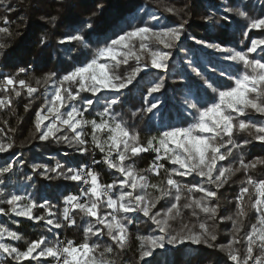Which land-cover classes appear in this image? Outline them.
<instances>
[{
	"label": "snow or ice",
	"instance_id": "snow-or-ice-1",
	"mask_svg": "<svg viewBox=\"0 0 264 264\" xmlns=\"http://www.w3.org/2000/svg\"><path fill=\"white\" fill-rule=\"evenodd\" d=\"M3 2L4 0H0V3ZM102 9L103 5L98 4L97 10ZM166 11L176 14V10L171 7ZM225 11L235 12L246 20L242 33L245 38L252 30H264V13L253 17L248 11L238 7H226ZM56 19L55 16L49 17L50 22ZM151 19L158 21L159 18L153 15ZM204 19L206 22L219 23L218 20L213 21L211 15ZM223 19L227 21L228 17ZM4 23H8L6 18ZM187 24L188 20L184 19L177 26L160 30L144 24L130 31H123V34L110 39L90 57L83 51L73 56L71 54L76 51L72 46L74 43L81 44L84 49L88 47L83 33L84 29H93L89 17L71 25L69 32L57 41L59 45L70 46L67 49L69 58L79 63V66L72 67V70L58 80L54 79L55 73H49L42 79H36V86H33L28 80L19 78L28 71L25 67H20L12 74L0 73V92L5 93L0 97V108L11 106L12 100L8 93L20 96L21 90H25L31 97L39 91L42 83L48 85L53 82L54 90L47 103L35 114L34 126L39 139H57L75 147L81 153H88L90 149L85 129L90 127L92 150L98 149L104 153L103 162L119 174L113 183L102 184L99 174L88 165L67 167L65 170V166L59 162L54 168L33 164V171L47 179L55 178L49 175L55 173L56 177L82 183L86 187L81 189L80 195L65 196L62 220L54 218V206L48 200L38 204L36 200L18 194L7 195L3 202L9 207H0V214H14L36 222L44 221L48 231L53 232V229L75 226L77 219L74 213H78L81 219H87L84 240L77 244L72 240H49L42 235L28 242L23 250L0 242V254L10 258L8 264H116L109 257L114 253L118 255L128 247V225L141 215L151 221L159 234L137 237V264H152L146 258L152 257L158 249L165 250L166 246L178 248L186 244L218 248L224 253L225 264H264V179H255L248 174L257 166H264V157H256L246 162L243 155V149L253 141L264 144V37L252 38L246 50H237L222 43L197 39L196 36L187 37ZM0 33L8 36L12 34L8 27H0ZM182 37L195 41L203 48L221 53L219 59L242 65L243 68L242 71L237 69L229 73L200 52L187 50L184 69L192 75L188 76L187 71L180 73L187 80L183 85L188 89L184 105L186 110H190L189 115L192 117V122L187 127L169 126L167 130L148 137L142 143L139 132L130 130L115 118L113 106L120 103L118 95L104 98L103 110L98 113V120L85 118L84 113L100 103L101 92L121 93L146 69L168 73L169 61L173 57L171 50H183L180 44ZM40 43L46 45L47 37L42 36ZM150 44L163 47H152ZM8 47L6 41L0 42V57H4ZM257 52L260 53L258 57L250 55ZM81 56L84 57L83 61L80 60ZM130 60L135 61V66L127 75L120 73V66L127 65ZM210 74L227 77L232 83L227 87L214 86L217 82L211 79ZM164 87L165 81L160 77L148 82L146 96L153 97V102L142 111L153 113L159 108L161 101L153 94L160 93ZM209 90L214 95L206 100ZM81 93H91L96 99L81 97ZM77 102L80 107H77ZM251 113H255L260 119L254 120ZM59 133L65 134L58 135ZM237 133H245L247 138H241L242 143H239L234 139ZM12 148L11 141H0V153H6ZM234 150L238 152L234 157L238 166L229 164L217 167L218 162L233 157ZM148 151L156 154L148 169L137 170L133 165L125 164V161ZM162 161H167L173 167L165 168ZM93 163L98 164L101 161L93 160ZM12 167V164L6 163L0 168V176L10 173ZM162 170L164 179L151 182L148 174L159 177ZM239 172L245 173V179L241 181L235 197V212L232 215L219 216L220 205L218 202L214 203L218 201L217 190ZM193 174L200 181L185 184L176 179ZM3 183L0 180V184ZM117 189L119 191L114 198L113 193ZM5 196V192L0 189V197ZM162 200L167 204L165 210L153 211ZM182 200L184 203H181ZM102 206L107 211H102ZM37 208L44 209L45 214H34V209ZM185 209L191 210L192 217L196 218L195 223L183 222ZM249 209L256 214L255 222L241 237ZM177 220L181 221L179 228L173 227V222ZM220 222H231L232 234L226 244L217 245L216 225ZM103 236H107L112 243L102 247L99 240ZM5 238L14 241L23 239L18 232L0 224V241ZM242 242L243 254L238 247Z\"/></svg>",
	"mask_w": 264,
	"mask_h": 264
},
{
	"label": "trees",
	"instance_id": "trees-1",
	"mask_svg": "<svg viewBox=\"0 0 264 264\" xmlns=\"http://www.w3.org/2000/svg\"><path fill=\"white\" fill-rule=\"evenodd\" d=\"M222 0H4L0 3V27H8L11 36L0 33V42L6 41L9 47L5 51L4 57H0V73L12 74L20 67H25L28 71L19 78H23L35 85L36 79H42L49 73H55L58 80L72 67L79 66V63L70 59L67 49L70 46L59 45L57 41L69 32L70 26L78 24L91 17L93 29H84V35L87 49L81 44L74 43L76 51L71 55L77 56L82 51L89 57L99 48L105 46L110 39H115L117 35L123 34V31H130L137 26H143L149 23L146 16L150 12L158 13L165 21L166 26H177L182 20L187 19L188 24L185 26V35L187 37L196 36L197 39H204L208 42L222 43L226 47H233L238 50H246L252 38L264 37V30H252L248 33V37H243L242 33L245 28L246 20L238 16L235 12L222 14L227 16L225 21L221 16L218 7ZM227 7L240 8L248 11L250 16H259L264 13V2L258 4L255 0H226ZM102 4L103 9L98 11L97 5ZM174 8L176 14L166 11L167 8ZM96 13V15H93ZM211 15L213 23L210 26L204 19ZM55 16L57 19L53 22L49 21V17ZM43 17L44 19H41ZM8 23L5 24L4 20ZM46 36L48 43L41 45L40 39ZM180 44L183 50L177 48L172 49L173 57L169 62V72L162 73L160 71L142 72L136 81L129 86L128 89L122 90L121 93L115 94L111 92L100 93V103L84 113L86 119H90L98 115L103 110L104 98L118 95L120 103L113 106V114L115 118L122 121L130 130L140 133L141 142L143 143L151 134L166 130L169 126L186 127L192 122V117L182 112V103L185 92L188 91L184 84L187 83L184 75L180 73L187 71V75L191 76L190 71L185 70L184 66L178 67L177 62L183 56L184 51L188 49H196L195 44L190 39L182 37ZM152 47L162 48V45L150 44ZM258 57L259 52L250 54ZM81 56L80 60L83 61ZM217 66L219 63L212 60ZM135 66V61L130 60L127 65H121L118 71L124 75ZM229 72L235 70H243L242 65L230 67L225 66ZM211 79L216 81L217 85L227 87L232 81L227 77H219L210 74ZM160 77L165 81V87L160 93L153 94L158 97L163 106L160 112V121L156 120L153 113L142 111L153 102V97L146 96L148 82ZM2 78V77H1ZM198 79V78H197ZM53 82L48 85L43 83L39 86V91L31 97L27 95L25 90H21L20 96L8 93L11 96V106L8 108H0V141L13 143V148L6 153H0V168L6 163L12 164V171L0 176V180L4 183L0 184L6 196L0 197V207L7 209L9 206L6 202L8 194L19 192L21 186L26 185V189L31 199L37 203H43L48 200L53 205V212L56 214L55 219L62 220V212L64 198L67 195H73L78 191V182L68 181L62 177H56L55 173L49 175L55 177L47 179L38 172L33 171V164L47 165L54 168L59 162L67 167H79L87 165L90 161V153H81L75 147L69 146L67 143L60 142L57 139L40 140L39 134L35 129V114L43 107L54 90ZM194 91V90H193ZM5 93L0 92V97ZM214 95L208 91V97ZM81 97H92L91 93H81ZM77 107L80 103L77 102ZM67 109H62L66 111ZM135 113V115H133ZM254 120L260 119L255 113L250 114ZM245 119V117H242ZM59 133L58 135H64ZM70 134V133H68ZM241 138H247L245 133H237L234 139L242 143ZM89 149L92 146L88 145ZM90 151V150H89ZM96 158L101 163L96 166V172L102 184H110L117 180L119 174L114 169L110 170L108 165L103 162V155L97 150ZM223 151V149H222ZM155 153L144 152L134 159L125 161V164L133 165L137 170L148 169L155 159ZM238 152L234 150L233 157L228 160L220 161L217 167L228 166L233 164L238 166L237 160L234 158ZM245 161L255 159L256 157H264V144L253 141L243 149ZM165 168H171L173 165L167 161ZM43 171V169H41ZM255 179H264V166H257L248 173ZM149 179L158 181L164 179V172L156 177L148 174ZM30 177V179H29ZM182 183H196L200 178L193 174L188 177H176ZM245 179V173H236L231 180L223 187L218 189V202L220 205L219 216L232 215L235 212V197L241 187V181ZM119 189L114 192L118 193ZM251 191V190H250ZM199 195V194H196ZM115 197V196H114ZM181 203H184L182 200ZM167 204L160 201L156 209L153 211H164ZM102 211H107L102 206ZM34 214H45V210L41 208L34 209ZM77 224L71 228L63 227L61 229H53L48 231V226L44 221H21L19 225H12L14 231L18 232L23 239L16 242V247L23 250L26 244L39 237L47 236L49 240L57 239L59 236L66 235L70 240L77 244L84 240V228L87 219H81L78 213H74ZM255 212L249 209L248 217L244 221L241 237L249 230L250 225L255 222ZM201 214V219H203ZM184 223H195L196 218L192 217L191 210L185 209L183 212ZM181 221L173 222V227L179 228ZM130 233L129 245L123 251L112 254L109 258L114 259L116 264H137L140 235L159 234L155 231L154 225L147 218L140 216L134 218L133 222L128 225ZM217 241L216 244H226L232 234L231 222H220L216 225ZM96 240L95 237L92 238ZM99 242L102 247L110 245L112 242L107 236L100 238ZM243 254V242L238 245ZM6 258L1 264H8ZM51 259V258H49ZM152 261V264H225V256L218 248H207L205 246L181 245L178 248L166 246L165 250H156L152 257L146 258ZM15 264V262H13ZM28 264V262H25Z\"/></svg>",
	"mask_w": 264,
	"mask_h": 264
},
{
	"label": "rangeland",
	"instance_id": "rangeland-1",
	"mask_svg": "<svg viewBox=\"0 0 264 264\" xmlns=\"http://www.w3.org/2000/svg\"><path fill=\"white\" fill-rule=\"evenodd\" d=\"M258 4H260V3H262V2H264V0H255ZM227 7V2H226V0H222V2H221V5L218 7V9H219V12H220V14H221V16H223L222 14H225V13H227L226 11H225V8ZM153 15H155L156 17H158L159 19H158V21H153L152 19H151V16H153ZM224 17V16H223ZM253 17H258L257 15H255V16H253ZM146 21L149 23V25L150 26H154L157 30H160V29H162V28H165V27H168V26H166V24H165V21H164V19L158 14V13H156V12H150V13H148L147 14V16H146ZM210 26L212 25V22L211 21H208L207 22ZM190 41L191 42H193V44H195V46H196V49H194V50H196V51H198V52H200L202 55H204L206 58H210L211 60H214V61H216L217 63H219V68H223V69H226V65H228V66H230V67H234V66H236L237 64H234L233 62H230V61H224V60H221V59H219L221 56H222V54L221 53H217V52H214L213 50H211V49H206V48H203L201 45H198V44H196L195 43V41H193V40H191L190 39ZM249 44H250V42H249ZM238 50V49H237ZM186 51H184V53H183V56L181 57V58H179V60H178V62H177V65H178V67H180V66H184V64L186 63ZM170 62V61H169ZM151 71H158V70H156V69H146L144 72H151ZM229 72V71H228ZM229 73H231V72H229ZM25 74V73H24ZM22 75V74H21ZM104 92H109V91H104ZM188 92V91H187ZM187 92H185V94H184V98H183V103H182V106H181V108H182V112L185 114V115H187V116H190L189 115V112H190V110H186L185 109V105H184V100H185V97H186V95H187ZM162 106H163V104H162V102L160 103V105H159V108L158 109H155L154 110V116L156 117V120H159L160 121V112H161V108H162ZM101 112V111H100ZM92 119H99V117H98V115H96L95 117H92V118H90L89 120H92ZM46 123H47V121H46ZM191 123V122H190ZM187 127V126H186ZM167 130V129H166ZM85 132L87 133V135H86V139L89 141V145L90 146H92V144H91V128L89 127V128H86L85 129ZM159 134V132H156V133H154V134H151L150 136H153V135H158ZM105 136H106V133L104 134ZM149 136V137H150ZM97 150V152L100 154V155H103V157H104V153H101L98 149H96ZM149 152H151V153H154V152H152V151H149ZM89 153H90V157H91V152L89 151ZM109 169L110 170H112V168H110L109 167ZM151 180V182H153V183H156L157 182V180H155V179H150ZM111 184V183H110ZM78 187H79V183H78ZM77 193H78V191H77ZM77 193H74L73 195H76ZM15 194H18V195H25V196H28V197H30V195H29V193H28V191H27V189H26V185H23V186H21L20 187V189H19V192L18 193H15ZM115 193H113V196H115L114 195ZM115 198V197H114ZM33 221V220H29V219H27V218H25V217H19V216H15L14 214H10V215H3V214H0V224H4V225H6L7 227H9L11 230H13L14 231V229H13V227H12V225H19L20 223H21V221ZM0 242H2V243H8V244H12L13 246H16V242L17 241H14V240H10V239H8V238H5L4 240H2V241H0ZM6 258H8L6 255H3V254H0V264L6 259Z\"/></svg>",
	"mask_w": 264,
	"mask_h": 264
},
{
	"label": "built area",
	"instance_id": "built-area-1",
	"mask_svg": "<svg viewBox=\"0 0 264 264\" xmlns=\"http://www.w3.org/2000/svg\"><path fill=\"white\" fill-rule=\"evenodd\" d=\"M90 152H91V157H90V161H89V163L87 165L90 166L96 172L97 164L93 163V160H97L96 151L95 150L93 151L92 148H90ZM85 187H86L85 185H83L82 183H79L78 193L76 195H80L81 194V189L85 188ZM71 227H73V226H71ZM71 227H68V228H71ZM57 239H59L60 241L70 240L66 235L59 236Z\"/></svg>",
	"mask_w": 264,
	"mask_h": 264
}]
</instances>
